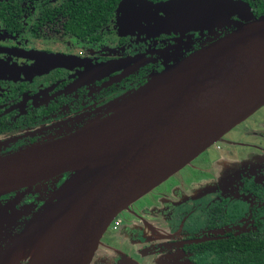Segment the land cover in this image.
Instances as JSON below:
<instances>
[{"label": "flooded vegetation", "instance_id": "obj_1", "mask_svg": "<svg viewBox=\"0 0 264 264\" xmlns=\"http://www.w3.org/2000/svg\"><path fill=\"white\" fill-rule=\"evenodd\" d=\"M138 1L0 0V156L81 129L106 104L214 37L125 32L123 15L136 14ZM238 1L252 18L264 16V0ZM107 64L115 67L103 69ZM263 109L217 141L237 130L228 144L212 145L216 157L202 156L206 149L192 160L202 156L171 192L129 205L117 227L102 237L90 264H139L129 252L135 245L142 264H264V116H256ZM68 177L0 196V207L9 204L11 213L20 214L15 232ZM198 180L209 182L197 187ZM101 245H121L123 251L110 257L99 253ZM160 253L171 254L165 262L149 260L148 255Z\"/></svg>", "mask_w": 264, "mask_h": 264}, {"label": "water", "instance_id": "obj_2", "mask_svg": "<svg viewBox=\"0 0 264 264\" xmlns=\"http://www.w3.org/2000/svg\"><path fill=\"white\" fill-rule=\"evenodd\" d=\"M123 20L125 32L139 35L214 37L105 105L103 116L81 129L0 156V196L69 173L20 232L0 239V264H20L24 256L32 264L67 223L44 264H90L122 211L264 106V16L252 18L242 2L139 0L136 14L125 13ZM114 126L124 130L110 142ZM11 210L0 207V224Z\"/></svg>", "mask_w": 264, "mask_h": 264}, {"label": "rangeland", "instance_id": "obj_3", "mask_svg": "<svg viewBox=\"0 0 264 264\" xmlns=\"http://www.w3.org/2000/svg\"><path fill=\"white\" fill-rule=\"evenodd\" d=\"M159 73H161V72H159ZM155 74H158V73H154V74H152L151 76H153V75H155ZM150 76V77H151ZM150 77L148 78V80L150 79ZM147 80V81H148ZM140 88V87H139ZM139 88H137L136 90H138ZM136 90H133L132 92H134V91H136ZM132 92H130V93H132ZM120 98V97H119ZM116 100V99H115ZM114 100H112L111 102H113ZM110 103V102H109ZM107 105V104H106ZM103 113H101V114H98L95 118H92L91 120H89L88 122H87V124L88 123H90L91 121H93L94 119H96V118H98V117H100V116H103L102 115ZM257 117H263L264 116V109L263 110H261L260 112H258V114L256 115ZM248 121V122H247ZM246 121V124H250L251 123V118L250 119H248ZM242 125H245V124H241V126H239L240 128L239 129H241L243 126ZM78 130V129H77ZM236 131L237 130H234V131H231L229 134H227L223 139H221L219 142H217V144H220V145H225V144H228V142H229V139H232L234 136H235V133H236ZM64 136V135H63ZM237 136H238V134H237ZM217 152L215 151V149H214V146H212L211 148H208V150H207V152L205 151L203 154H202V156L204 155V157H207V155H209V156H213V157H216V154ZM201 156V157H202ZM208 156V157H209ZM200 157V158H201ZM200 158H198L196 161H194L193 163L191 162V163H189L188 165H186L185 167H183L182 169H180L178 172H176V173H174L172 176H170L168 179H166L165 181H163L162 183H160L159 185H157L156 187H154L152 190H150L147 194H145L144 196H142L141 198H139L138 200H136L135 202H133V204H131L130 206H132V205H138V206H140L142 203H147L151 198H152V196L153 195H157V194H160V193H162V192H164V191H167V190H169L170 189V191L169 192H171L172 191V188H176V185L177 184H175L176 182H178L179 181V179H183V178H185L191 171H192V167L194 166V165H197V164H199L200 162H199V160H200ZM207 182H209V181H207V180H198L196 183H197V187H199V186H204V185H206V183ZM123 214H126L127 215V210L125 211H122L119 215H118V217L113 221V222H119L120 220H121V217L120 216H122ZM263 215H264V213H263ZM20 219H21V217H20V214H19V212L18 211H16L15 213H12L11 214V216L9 217V220H5L2 224H0V239H2V237L3 236H5V234L8 232V231H11V232H13V234L14 233H18V232H20L21 230H22V228L24 227V225H25V223L23 224V226H22V228H21V230L20 231H18V232H15V228H16V226H18V223H20ZM153 221H156V220H158V218H157V216H154V218L152 217L151 218ZM134 223L135 224H138V221H134ZM113 224V223H112ZM111 224V225H112ZM110 229H111V226L109 227ZM161 228L162 229H164V230H168V229H166V227L165 226H163V225H161ZM110 229H108V232H109V230ZM150 232V231H149ZM162 232V231H161ZM163 234V233H162ZM165 234V233H164ZM155 237L157 236V233L155 232L154 234H153ZM121 235H119V236H117L116 237V242H120L121 241ZM159 241V240H158ZM146 244H144L142 247H146L145 246ZM108 247V246H107ZM138 245H135L134 246V248H133V251H129V252H131L130 253V255L134 258V260L137 262V263H139V264H142L143 262H142V257L141 256H143V254H142V252L140 253V252H138ZM4 249V245H2V246H0V251L1 250H3ZM99 251V253H101V254H104V255H107V256H113V257H115V255H114V253L116 252V251H118V252H120V251H123L122 250V248H121V245H118V246H115V245H113V246H109L108 248H105V247H102V245L100 246V249L98 250ZM170 254L171 253H169V254H156V255H152V254H150V255H148V257H149V260L151 261V262H155V263H160L161 261H163V262H165L164 260H163V258L164 257H169L170 256ZM167 259V258H166ZM106 260H109L108 259V257H107V259ZM28 261V258L26 257V256H24V258H22V261H20V264H25L26 262ZM94 261H95V259H94Z\"/></svg>", "mask_w": 264, "mask_h": 264}, {"label": "bare ground", "instance_id": "obj_4", "mask_svg": "<svg viewBox=\"0 0 264 264\" xmlns=\"http://www.w3.org/2000/svg\"><path fill=\"white\" fill-rule=\"evenodd\" d=\"M124 129L120 128L118 129L117 126H114L110 129V132L107 134L108 141L112 142V139L110 138H117L119 133H121ZM68 223L65 225H62L61 228L52 236L48 238L46 243L42 246V248L39 250L38 254L35 256L34 261L32 264H44L47 259L50 257V255L53 253V251L56 249L62 234L64 233Z\"/></svg>", "mask_w": 264, "mask_h": 264}, {"label": "built area", "instance_id": "obj_5", "mask_svg": "<svg viewBox=\"0 0 264 264\" xmlns=\"http://www.w3.org/2000/svg\"><path fill=\"white\" fill-rule=\"evenodd\" d=\"M117 225H118V222H113V224L111 225V228L115 229L117 227Z\"/></svg>", "mask_w": 264, "mask_h": 264}, {"label": "trees", "instance_id": "obj_6", "mask_svg": "<svg viewBox=\"0 0 264 264\" xmlns=\"http://www.w3.org/2000/svg\"><path fill=\"white\" fill-rule=\"evenodd\" d=\"M231 248L233 249V248H234V246H231Z\"/></svg>", "mask_w": 264, "mask_h": 264}, {"label": "crops", "instance_id": "obj_7", "mask_svg": "<svg viewBox=\"0 0 264 264\" xmlns=\"http://www.w3.org/2000/svg\"><path fill=\"white\" fill-rule=\"evenodd\" d=\"M12 214V213H11ZM31 219V218H30ZM29 221V220H28ZM27 222V221H26Z\"/></svg>", "mask_w": 264, "mask_h": 264}]
</instances>
